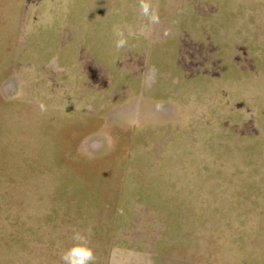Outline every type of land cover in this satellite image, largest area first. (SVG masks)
<instances>
[{"label":"rangeland","instance_id":"374dc122","mask_svg":"<svg viewBox=\"0 0 264 264\" xmlns=\"http://www.w3.org/2000/svg\"><path fill=\"white\" fill-rule=\"evenodd\" d=\"M118 1L0 0V264H264V26Z\"/></svg>","mask_w":264,"mask_h":264},{"label":"crops","instance_id":"0c3cea01","mask_svg":"<svg viewBox=\"0 0 264 264\" xmlns=\"http://www.w3.org/2000/svg\"><path fill=\"white\" fill-rule=\"evenodd\" d=\"M120 1V2H119ZM119 8L139 9L138 1ZM158 13L163 6L172 26H264V0H150ZM132 13L140 14L139 10ZM176 15V17L174 16Z\"/></svg>","mask_w":264,"mask_h":264},{"label":"clouds","instance_id":"9594fccd","mask_svg":"<svg viewBox=\"0 0 264 264\" xmlns=\"http://www.w3.org/2000/svg\"><path fill=\"white\" fill-rule=\"evenodd\" d=\"M138 8L140 14L145 17L149 23L154 24L159 22V16L150 0H138ZM127 46L128 39L124 36L123 32L119 33L115 41V47L117 49H124ZM39 107L42 112L46 110V106L43 103H41ZM72 240L74 241L72 246L66 249L61 256L63 264H95V253L93 248L87 243V236L79 231H74Z\"/></svg>","mask_w":264,"mask_h":264}]
</instances>
